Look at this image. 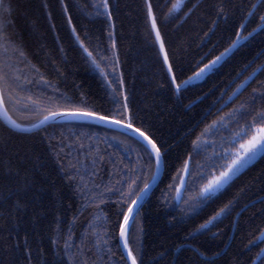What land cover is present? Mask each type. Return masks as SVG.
I'll use <instances>...</instances> for the list:
<instances>
[{"label":"trees","instance_id":"16d2710c","mask_svg":"<svg viewBox=\"0 0 264 264\" xmlns=\"http://www.w3.org/2000/svg\"><path fill=\"white\" fill-rule=\"evenodd\" d=\"M63 2L69 5L67 13L63 11L61 0H11L14 9L9 17L14 19L12 30L26 57L23 63L17 64L16 75L20 79L16 84L19 86L14 84L11 90L4 89L9 114L21 124H31L42 118L32 114V101L50 97L63 104L62 96L71 97L76 102L81 94L89 104L99 109L108 108L111 88L91 64L84 47L93 52L98 61L101 57H113L115 53L118 60L114 65L102 62L101 66L110 73L109 79L114 83L123 75L122 91H127L129 106L138 117L136 126H140L139 120H142L168 148L163 176L141 208L143 232L133 234L140 237L145 264H173V255H179L177 246H188L184 239L187 233L237 193L240 194L231 215L222 218V223L217 221V227L207 235L199 236L198 240L208 250L209 256L220 249L228 253L227 256L222 253L213 257L216 264H248L244 245L258 234L260 228H264V204L261 203L264 200V157L245 169L215 203L209 204L199 214L188 213L182 201L198 190L201 183L198 176L209 163L208 154L197 151L193 141L214 120L246 101L249 109L264 107L260 96L264 93V87H260L264 82V71L256 67L264 64V54H261L264 53V36L242 42L241 47L227 57L216 72L194 82L176 96L167 88L159 87L163 81L156 56L158 46L152 44L145 31L144 0H110L111 21L105 16L95 15V9L91 7L93 0ZM176 2L153 0V5L170 54H174L185 69L181 77L184 79L192 74L197 62L202 61V66L230 46L239 31V24L245 22L247 10L256 0H184L176 11L169 14V9ZM82 4L89 7L81 8ZM69 15L72 16L71 24ZM164 16L167 19H163ZM110 24L115 28L110 29ZM73 25L79 40L72 32ZM253 27L255 23H246L247 31ZM110 30L114 32L115 48L108 35ZM80 41H83V46ZM245 65L249 67L245 69ZM113 66L116 71L111 74ZM254 69L252 79L227 103L237 85L252 75ZM254 88L259 92L252 103ZM9 91L13 97L11 101L8 100ZM252 114L237 117L236 125L244 127ZM72 134H87L102 154L117 164L123 160L128 169L120 165L117 169L120 175L112 177L113 182L125 174L132 175L133 171L129 170L140 174L138 165L143 164L144 159L137 160L139 145L136 138L128 134L98 124L80 127L74 122L53 123L35 131L19 132L0 118V264H56L61 258L65 264H72L67 259L68 251L64 249L69 228L75 233L69 241L74 245L72 251H75V246L92 247L94 236L82 244V237L90 231V225L110 233L106 239L115 252L114 256H105L96 264H121L119 257L122 251L120 245L117 248L119 238L115 228L116 214L121 207L119 194L107 193L102 197L104 203L100 199L90 203L76 190V183L65 178L48 147L49 140L58 142ZM185 161H190V174L186 179L188 186L182 190L177 202L175 189L168 186ZM9 168L12 169L10 176L6 175ZM17 170L20 173L18 177L15 175ZM112 171L111 163L106 161L96 181L101 188L88 191L86 195L95 197L96 192H103ZM25 179L32 181L27 195L20 192ZM175 184L178 187L179 180ZM242 188L244 191L241 193ZM18 196L26 207L17 206ZM245 205H248L246 210ZM73 217L77 218L75 222ZM214 233L221 235L214 236ZM94 253L95 249L87 254L90 260L96 258ZM251 259L256 258L253 256ZM256 264H260L259 260Z\"/></svg>","mask_w":264,"mask_h":264},{"label":"snow or ice","instance_id":"6c2138e0","mask_svg":"<svg viewBox=\"0 0 264 264\" xmlns=\"http://www.w3.org/2000/svg\"><path fill=\"white\" fill-rule=\"evenodd\" d=\"M61 2L63 11L67 13L69 11V5L64 3L63 0ZM179 5L180 0H177V3H174L172 8L169 9V14L177 9ZM80 7L88 8L89 5L82 4ZM91 7L95 9V15L97 17L105 16L111 21L113 12L110 0H93ZM144 8L146 10L144 19L146 25L145 31L149 38H151L152 44L158 46L156 56L160 65L159 74L163 81L159 87L167 88L176 96H179L182 91H186L194 82L201 81L216 72L221 63L241 47L242 42H250L258 36H264V0H256L247 10L246 16L244 17L245 22L239 24V31L236 32V38L230 46L225 48L215 58L209 60L207 63H203L202 66H200L202 61L197 62L192 74L181 79L185 69L175 58L174 54H170L165 36L158 23L160 18H158L154 10L153 0H144ZM220 11L223 12V9H220ZM13 12L14 9L11 0H7V2L6 0H0V118L10 125L12 129L19 132H27L31 129L17 123L9 115V109L5 105L4 89L8 88L11 90L14 84L17 87L19 86L16 84L20 79L16 75L17 64L23 63L26 57L25 52L18 42L16 33L12 30L14 19H10L9 17L12 16ZM163 19H167V16H164ZM68 22L70 24L72 22L71 15L68 16ZM213 23L215 24V22ZM246 23H255V27L251 31H247ZM114 28L115 25L110 24V29ZM209 31H212V29H209ZM72 32L76 34L77 40H79V34L76 32L75 25L72 26ZM108 35L112 39V47L115 48L116 41L113 39L114 32L110 30ZM80 43L83 46V41H80ZM84 51L87 53L91 64L100 71L109 88H111L110 106L106 109H99L95 105L89 104L83 94H81L80 99L76 102L71 97L62 96L63 104L54 102L50 97L32 101V114L38 117L42 116L37 124L32 125V128L48 125L49 122L67 121L77 123L80 127L90 126L94 123L111 125L118 129L131 130L136 134V143L139 145L140 153L137 156V160L144 159V163L138 165L140 174H135V170H129L133 171L132 175L125 174L121 179H115L114 182L112 177L120 175V172L117 171L120 165H123L124 169H128V166L124 165L122 159L117 164L115 160H111L102 154L99 146L92 144V137L87 134H72L70 138L65 139L62 137L58 142L49 140L48 147L55 157V162L59 170L70 183H76V190L85 199L89 200L90 203L94 199H100V202L104 203L105 201L102 197L107 193L115 192L119 194L121 207L116 214L117 222L115 228L118 230V238L122 241L124 249V253L120 255L119 260L121 264H145L140 237L139 235L134 236L133 234L143 232V227L140 225L142 201H144L145 197L151 191L153 185L159 181L161 169L166 164L168 148L165 147V142L162 138L157 136L152 128L146 126L142 120H139L140 126H136L138 117L129 106L130 101L127 91H122L124 86L123 75L121 74L114 83L112 79H109L110 73L101 66L102 62L114 65L115 61L118 60L115 53H113V57H101V60L98 61L93 55V52L89 51L87 47H84ZM248 67L249 65H245V69ZM256 67L264 71V64L257 65ZM115 71V67L113 66L111 74H114ZM254 73L255 69L253 70ZM250 78L251 75L245 77L244 83L237 85L236 91L239 92ZM41 80H43L42 76ZM260 87H264V82L261 83ZM258 92V88L252 90V103L255 102V97ZM235 94L234 92L233 95ZM260 96L264 100V93H260ZM8 100H13L11 91H9ZM247 105V101L242 103L238 108L233 109L232 112L226 113L225 116L214 120L201 132L200 136L202 137L214 129L227 127L226 121L231 122L237 117L242 118L245 114L254 113L251 115L250 120L245 121L244 127L239 132L233 134L234 141H243L239 143V147L235 149L225 148L222 153L216 154L204 166L203 171L198 176V179L201 181L198 190L182 201L186 205L188 213L199 214L209 204L215 203L223 195L224 191L233 185L245 169L252 165L258 158L264 157V107L256 110L254 108L249 109ZM86 140L88 143H85ZM199 140L200 137H197V140L193 141L194 147H199ZM115 155L113 153V156ZM106 161L111 163L113 169L109 173V183L103 186V192H96L95 197L86 195L88 191L101 188V184L96 181L100 178L99 173ZM145 172L147 175H145ZM11 174L12 169L9 168L6 175L10 176ZM189 174L190 168L187 161H185L183 168L173 177V183L168 187L175 189L179 194L181 189L188 186L183 176ZM15 175L17 177L20 175L18 170ZM177 180H179L180 187H176L175 181ZM31 184L32 181L25 179V182L20 186V192L27 195ZM89 185H91V189ZM243 191V188L240 189L241 193ZM239 194L237 193L227 203H224L218 211H215L203 223H200L192 232L187 233L184 239L188 242V246H177L176 251L179 255H173V264H216V260L213 257H219L222 253L225 256L228 255L224 249H220L209 256L208 250L199 242L198 237L207 235L213 227H217V221L222 223V218L231 215L236 207ZM261 203L264 204V200ZM17 206H27L19 196L17 197ZM96 207H99V205H96ZM244 208L246 210L248 205H245ZM76 219V217H73V222ZM74 235L75 233L70 227L64 240V249L68 251L67 259L72 264H96L97 260H102L105 256L115 255L112 248L108 246L109 239H106V237L110 233L107 230L102 232L99 228L90 225V231L82 237V244L84 240L94 236L95 240L92 247H88L87 245L82 247L75 246V251H72L74 245L69 243V241L73 239ZM213 235H221V233H214ZM25 240H27V237H25ZM261 244H264V228H260L258 234L253 235L247 244L244 245V250L249 257L248 264H256L257 260H259L260 264H264V247H261ZM118 247L119 244H117ZM225 248H227L226 244ZM93 249H95L94 255L96 258L90 260L87 254L92 253ZM161 255L163 256V253ZM253 256L256 259H251ZM184 257L186 259H183ZM153 261L155 262V258H153ZM56 264H65V261L61 258ZM155 264H158V262H155Z\"/></svg>","mask_w":264,"mask_h":264},{"label":"rangeland","instance_id":"374dc122","mask_svg":"<svg viewBox=\"0 0 264 264\" xmlns=\"http://www.w3.org/2000/svg\"><path fill=\"white\" fill-rule=\"evenodd\" d=\"M183 1L184 0H180L179 7L182 5ZM175 11H176V9H175ZM254 74L251 75V78L248 80V82L252 79V77L254 76ZM245 86H246V84L244 85V87ZM243 88H241L239 90V92ZM234 92L236 94L235 95L232 94L229 97L227 103L230 102L239 93L236 90ZM224 106H226V105H224ZM236 108H238V107H236ZM232 110L229 111L228 113L232 112ZM223 116H225V115H223ZM226 124H227V127H220L219 129H214L211 132H207L202 137L200 136L199 147H195L197 151H203L206 154H208V157H209L208 158V161L209 162H210V160L212 158H214V156L216 154L222 153V151L225 148L235 149V148H238L239 147V143L240 142H243V141L237 142V141H234L233 140V134L236 133V132H239L241 130V128H243V127H239V126L236 125V119H234L231 122H227L226 121ZM245 139H247V137H245ZM187 163H188V166H189L190 161H188ZM221 163H223V161H221ZM187 176L188 175H185V176H183V178L186 180L187 179ZM178 187H180V184L178 185ZM182 190L183 189H181V191H180L179 194L176 192V201L177 202L180 201Z\"/></svg>","mask_w":264,"mask_h":264},{"label":"water","instance_id":"95a60500","mask_svg":"<svg viewBox=\"0 0 264 264\" xmlns=\"http://www.w3.org/2000/svg\"><path fill=\"white\" fill-rule=\"evenodd\" d=\"M9 115H10V114H9ZM1 119H2V118H1ZM2 120H3V119H2ZM3 121H4V120H3ZM38 122H39V120H38L37 122H35L34 124H37ZM63 122H67V121H55V122H49V124H53V123H63ZM4 123H6V122L4 121ZM17 123H18V122H17ZM6 124H7V123H6ZM49 124H48V125H49ZM94 124H95V123H94ZM7 125H8V124H7ZM32 125H33V124H30V125H23V126L26 127V128L31 129L30 131H27V132L35 131V130H38V129H41V128L47 126V125H45V126H41V127H39V128H32ZM98 125H100V124H98ZM8 126L11 128L10 125H8ZM101 126H104V127H107V128L113 129V130H117V131H119V132H122V133L128 134V135H130V136L136 138V134L133 133L131 130L118 129V128H115L114 126H111V125H101ZM14 130H15V129H14ZM163 173H164V167H162V169H161V173H160L159 181L153 185L151 191H150V192L148 193V195L145 197L144 201H142V207H143L144 204L147 202L148 198L150 197V195L152 194V192L154 191V189L156 188V186L159 184V182H160V180H161V178H162V176H163ZM133 222H134V221H133ZM119 245H120V248H121L122 253H124L123 243H122V241H120V240H119Z\"/></svg>","mask_w":264,"mask_h":264}]
</instances>
